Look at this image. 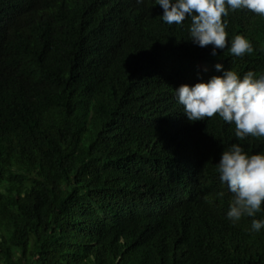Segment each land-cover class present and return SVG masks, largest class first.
I'll list each match as a JSON object with an SVG mask.
<instances>
[{
	"label": "trees",
	"instance_id": "trees-1",
	"mask_svg": "<svg viewBox=\"0 0 264 264\" xmlns=\"http://www.w3.org/2000/svg\"><path fill=\"white\" fill-rule=\"evenodd\" d=\"M155 2L0 0V264H264L216 170L264 138L189 122L175 97L217 63L264 74V16L230 10L252 51L214 57Z\"/></svg>",
	"mask_w": 264,
	"mask_h": 264
},
{
	"label": "clouds",
	"instance_id": "clouds-1",
	"mask_svg": "<svg viewBox=\"0 0 264 264\" xmlns=\"http://www.w3.org/2000/svg\"><path fill=\"white\" fill-rule=\"evenodd\" d=\"M157 4L168 25L180 26L190 17L189 39L201 48L211 45L214 57L217 50L225 48L236 57L252 51L250 41L243 35H236L229 43L223 18L230 10H248L264 16V0H156ZM215 69L222 74L175 89L177 103L183 106L187 120L196 122L218 115L225 123L235 125L237 140L264 138V74L257 76L249 70L241 76L225 70L221 63ZM216 170L231 194L227 218L235 223L242 217H251V231L259 232L264 228V219H256L257 213L264 212V150L249 153L234 143L223 150Z\"/></svg>",
	"mask_w": 264,
	"mask_h": 264
}]
</instances>
